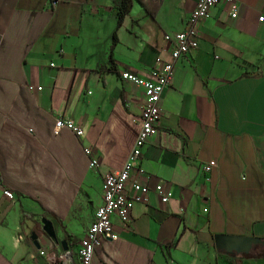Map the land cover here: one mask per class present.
<instances>
[{"label": "crops", "instance_id": "1", "mask_svg": "<svg viewBox=\"0 0 264 264\" xmlns=\"http://www.w3.org/2000/svg\"><path fill=\"white\" fill-rule=\"evenodd\" d=\"M195 2L162 0L151 17L131 0L118 21L119 0H0V184L14 197L0 193V264H59L61 241L76 263L102 175L124 163L139 126L142 89L119 73L172 61L163 34L182 30ZM234 3L233 17L211 5L197 47L173 60L141 147L148 185L168 184L170 198L150 192L126 224L111 216L117 238L91 264H264L253 248L264 240V0ZM57 116L81 138L53 132ZM228 237L240 243L217 246Z\"/></svg>", "mask_w": 264, "mask_h": 264}, {"label": "built area", "instance_id": "2", "mask_svg": "<svg viewBox=\"0 0 264 264\" xmlns=\"http://www.w3.org/2000/svg\"><path fill=\"white\" fill-rule=\"evenodd\" d=\"M223 2L229 9V16L235 14L234 0H196L190 11L185 26L182 30L163 34V41L170 44V55L172 61L155 60L151 69L145 74H137L129 70H122L119 78L122 81L139 86L142 89L143 99L139 111V126L129 154L124 163L115 170H109L102 175L101 179V203L96 207L93 218L89 223L83 237L78 241L75 249V264H91L95 249L104 240H115L117 233L112 228L111 216H115L122 224H126L130 218V210L134 202H147L149 193L164 203L171 196L169 185L164 182H155L151 187L148 185L147 175L139 166L138 159L141 147L156 130V123L160 117L159 100L163 89L171 79L173 60L181 54L198 45V24L200 20L208 15V8ZM54 5L55 1H51ZM257 21L262 17L257 16ZM32 90L38 86L28 85ZM53 132L66 129L80 139L83 130L70 118L57 116L53 120ZM81 152L87 160L89 168L98 166L99 159L93 148L80 145ZM215 165L214 160H208L201 165V170L208 172ZM0 193L8 200H13V193L0 184ZM43 252L40 251L39 254ZM59 264H74L68 250H63L59 257Z\"/></svg>", "mask_w": 264, "mask_h": 264}, {"label": "trees", "instance_id": "3", "mask_svg": "<svg viewBox=\"0 0 264 264\" xmlns=\"http://www.w3.org/2000/svg\"><path fill=\"white\" fill-rule=\"evenodd\" d=\"M145 12L154 17L159 9L162 0H137ZM131 7V0H119V5L117 6V19L120 21L121 17L129 11ZM254 250L258 251L261 249L264 251V240L255 239L253 243Z\"/></svg>", "mask_w": 264, "mask_h": 264}, {"label": "water", "instance_id": "4", "mask_svg": "<svg viewBox=\"0 0 264 264\" xmlns=\"http://www.w3.org/2000/svg\"><path fill=\"white\" fill-rule=\"evenodd\" d=\"M42 228H43V230L45 232H47L49 234L52 233L51 224H50V222L48 220L43 219V227ZM229 242L230 243L239 244L240 243V238H234V237L225 238V242L224 243L218 242L217 246L221 247V248H226V247H228ZM60 244H61L62 250H66L67 249V246L65 245L64 241H61ZM242 246L245 247V244H243Z\"/></svg>", "mask_w": 264, "mask_h": 264}]
</instances>
